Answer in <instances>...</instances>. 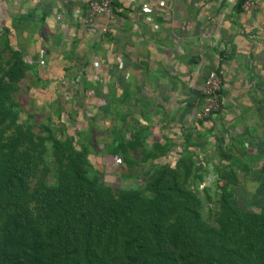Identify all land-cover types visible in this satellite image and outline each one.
<instances>
[{
    "label": "rangeland",
    "instance_id": "374dc122",
    "mask_svg": "<svg viewBox=\"0 0 264 264\" xmlns=\"http://www.w3.org/2000/svg\"><path fill=\"white\" fill-rule=\"evenodd\" d=\"M20 23L16 20L14 24ZM8 35L7 29L0 31L2 88L10 95L17 123L45 139L46 152L42 156L47 158L44 163L48 167H53L50 138L79 155L81 173L89 184L124 196L154 198L151 186L164 172L166 176L160 183L167 188L165 192H170L168 174L171 173L178 188L193 198L180 195L181 201L175 195L163 197L167 205L164 220L172 224L182 219L188 223L184 230L198 238L217 235L219 221L231 211L242 223L264 216V62H259L260 67L256 68L254 62L249 61L248 76L242 78L245 87L241 89L244 90L238 89L246 102L238 109L240 117L233 116L228 122L218 113L208 129L193 132L190 139L182 142L185 149H181V156L174 158L169 150L178 143L175 139L178 131L162 122L155 125L149 119L134 115L126 92L115 99L112 95L109 99L107 94L103 95L99 108H81L77 99L68 100L66 94H59V89L53 88L59 77L47 75L42 61L37 67L29 65L19 75L8 78L7 70L11 69L13 60L5 43L17 52ZM15 42L26 48L33 46L26 35L15 37ZM45 45L48 46L47 41ZM45 45H39L42 60L50 53ZM142 112L137 115H145L144 110ZM9 133L6 131L4 137ZM29 161L31 164L15 157L12 166L16 174L21 171L30 174L34 169L33 180L22 184L21 188L0 192V239L4 238L6 228V204L25 207L24 202L30 198L33 187L39 185L36 184L38 179H43L39 177L45 170L43 162ZM43 180L44 186H52L55 174L48 172ZM182 203L196 212L195 220H190ZM26 207L31 211V202L26 203ZM33 220L41 240L45 241L44 237L52 233L51 226Z\"/></svg>",
    "mask_w": 264,
    "mask_h": 264
},
{
    "label": "crops",
    "instance_id": "0c3cea01",
    "mask_svg": "<svg viewBox=\"0 0 264 264\" xmlns=\"http://www.w3.org/2000/svg\"><path fill=\"white\" fill-rule=\"evenodd\" d=\"M88 1L0 0V31L8 30L24 62L37 67L42 61L47 75L59 77L53 88L68 100L99 108L103 95L126 92L134 115L178 131L179 144L172 146L180 150L193 132L211 125L191 118L208 72L216 70L221 79L220 116L228 122L240 117L246 102L238 89L245 87L249 61L256 68L264 62V0L250 10L237 9L240 0H137L111 19L91 20ZM142 4L148 13L139 12ZM21 35L33 46L17 44ZM39 45L49 57L38 58Z\"/></svg>",
    "mask_w": 264,
    "mask_h": 264
},
{
    "label": "trees",
    "instance_id": "16d2710c",
    "mask_svg": "<svg viewBox=\"0 0 264 264\" xmlns=\"http://www.w3.org/2000/svg\"><path fill=\"white\" fill-rule=\"evenodd\" d=\"M241 3L242 0L237 9ZM5 48L13 60L8 78L30 67L6 43ZM1 80L0 192L21 188L34 178V169L30 174L15 173V157L27 164H31L30 159H39L45 166L39 177L44 179L51 172L55 183L44 186V180L38 179L39 185L33 187L25 207L6 204L0 264H264V216L242 223L231 211L219 221V233L205 238L188 234L184 230L188 223L182 219L167 224L163 197L175 195L181 201V196L193 198L178 188L171 173L170 192H165L167 188L160 183L166 176L164 172L151 186L154 198L124 196L89 184L81 173L79 155L50 138L53 167H48L44 163L47 158L42 156L46 152L45 139L17 123L10 95L2 88ZM6 131L10 133L4 137ZM30 202L31 211L26 207ZM182 206L191 221L197 218L186 203ZM33 219L51 226L52 233L44 237L45 241Z\"/></svg>",
    "mask_w": 264,
    "mask_h": 264
},
{
    "label": "built area",
    "instance_id": "2783aa9c",
    "mask_svg": "<svg viewBox=\"0 0 264 264\" xmlns=\"http://www.w3.org/2000/svg\"><path fill=\"white\" fill-rule=\"evenodd\" d=\"M125 4H119V0H90L86 3V18L91 20L97 16H103L107 19L114 17L115 13L122 11L124 6L133 5L137 0H124ZM257 0H242L241 8L252 9ZM162 1L159 0V3ZM150 8L148 5L142 4L139 7V12L144 14L148 13ZM131 18L136 17L131 14ZM39 55V54H38ZM38 58H41L39 55ZM26 63V62H25ZM41 62L38 61V64ZM28 64V63H26ZM29 65V64H28ZM221 79L216 70L208 72L203 80L201 88V102L197 108H194L192 112V122L197 123H208L212 124L218 113L221 110ZM210 126V125H209ZM169 153L175 157L181 156V150L178 146H172Z\"/></svg>",
    "mask_w": 264,
    "mask_h": 264
}]
</instances>
